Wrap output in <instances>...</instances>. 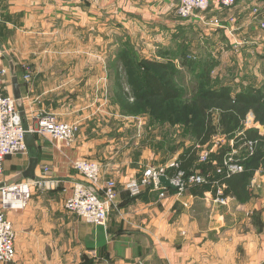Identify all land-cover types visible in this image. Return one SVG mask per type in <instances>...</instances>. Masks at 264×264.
<instances>
[{
	"label": "crops",
	"instance_id": "crops-1",
	"mask_svg": "<svg viewBox=\"0 0 264 264\" xmlns=\"http://www.w3.org/2000/svg\"><path fill=\"white\" fill-rule=\"evenodd\" d=\"M178 3L0 0L4 90L13 96L12 66L23 126L32 127L38 114H51L60 123L78 125L70 143L28 134L26 150L3 160L5 183L42 179L44 167H50L52 176L60 181L52 191L40 192L33 187L24 210L6 212L16 235L15 257L7 264H264V168L248 174L245 185L249 201L223 196L222 186V196L227 200L218 204L216 181L225 170L215 158L210 161L208 156L206 162L200 161L207 145L199 146L189 175L203 177V184L189 185L181 194L162 186L167 192L165 199L151 189L133 198L126 183L147 168H158L157 154L143 151L139 144L120 150L122 135L112 138L107 130L99 131V119L91 116L97 108L105 115L109 105L102 102L94 108L89 103V96L92 102L96 92L97 78L102 85L98 92L107 90L109 95L114 89L118 93L114 73L109 71V56L91 51L97 38L111 32L110 20L104 17L119 11L142 22L165 21L176 15ZM167 22V27L176 26ZM236 29L239 31L238 26ZM101 65L102 72L96 71ZM104 78L112 79L113 84L105 88ZM182 153L177 154L175 162ZM80 159L98 162L102 181L112 180L116 185V202L104 226L87 224L64 208L73 185L84 180L70 165ZM175 173L169 170L167 178Z\"/></svg>",
	"mask_w": 264,
	"mask_h": 264
},
{
	"label": "rangeland",
	"instance_id": "rangeland-1",
	"mask_svg": "<svg viewBox=\"0 0 264 264\" xmlns=\"http://www.w3.org/2000/svg\"><path fill=\"white\" fill-rule=\"evenodd\" d=\"M220 2L211 0L208 9L196 10L187 18L177 14L178 3L175 16L150 23L119 11L104 17L110 20L111 32L105 38H97L91 51L94 55L109 56L111 75L119 55H126L143 88L142 96L145 72L161 74V70L148 63L169 64L177 73L173 85L178 98L148 99L150 106L146 109L136 102L124 79L126 95L122 97L114 89L109 95L105 89V96L98 92L102 85L96 79V92L92 102L89 96V103L94 108L102 102L109 105L105 115L97 108L92 119H99V131L107 130L112 138L122 135L120 150L142 145L143 151L157 154L158 168H167L179 152L195 145V128L203 119H209L215 132L202 153H207L210 161L219 155L225 159L234 151L249 172L254 165L264 168V0H235L230 7ZM214 8L218 11L212 12ZM166 22L176 26L167 27ZM171 28L174 30L169 31ZM96 71L102 72V65ZM103 72L106 76V69ZM112 81L104 78L105 88ZM238 95L249 96L250 104L235 102ZM237 109L243 110L244 118L235 127ZM244 130L253 133L252 152L239 137ZM247 185L241 190L239 202L249 201ZM258 227L259 224L256 231Z\"/></svg>",
	"mask_w": 264,
	"mask_h": 264
},
{
	"label": "built area",
	"instance_id": "built-area-1",
	"mask_svg": "<svg viewBox=\"0 0 264 264\" xmlns=\"http://www.w3.org/2000/svg\"><path fill=\"white\" fill-rule=\"evenodd\" d=\"M221 1V2H220ZM235 0H219L226 7L234 4ZM211 0H180L177 14L181 18H187L196 10L208 9ZM3 50L0 48V57ZM6 69L0 68V264L11 263L15 257V232L11 222L6 217V212H18L24 210L32 197V188L36 187L40 192L52 191L59 186L60 181L52 176L50 167L43 168V178L27 182L5 183L2 180V163L8 156L21 153L26 150V135L49 136L53 139L70 143L78 132L76 123H60L54 115L38 114L34 117V125L25 128L22 124L20 112L13 96L5 93L4 77ZM244 131L239 137L245 146L252 152L254 140H245ZM252 153H250L251 155ZM208 154L202 155L199 160L207 161ZM74 169L84 180L75 183L71 189L70 197L65 201L64 208L67 212L77 216L83 222L93 226H104L107 222L110 209L116 202V185L112 180L102 181L100 164L93 160L80 159L71 162ZM225 178L242 174L244 166L242 161L232 151L223 158ZM177 162L167 168H147L141 176L130 179L125 188L133 198L139 196L144 189L158 191V197L165 199L167 192L159 183V177L168 174L169 170H175V174L168 179L175 187L178 194L183 193L189 185H201L205 182L199 175L185 176L178 171ZM215 202L225 204L227 200L222 196V186L216 184Z\"/></svg>",
	"mask_w": 264,
	"mask_h": 264
},
{
	"label": "trees",
	"instance_id": "trees-1",
	"mask_svg": "<svg viewBox=\"0 0 264 264\" xmlns=\"http://www.w3.org/2000/svg\"><path fill=\"white\" fill-rule=\"evenodd\" d=\"M148 63V62H147ZM153 67L161 70V74L159 76L152 74L150 72H145L144 80H145V90L143 91V95L141 96L142 87L139 83L138 77L135 75L133 70L132 62L126 55H119L115 68H114V83L115 87L118 89L119 95H126L123 93V79L126 81L128 86L134 92V98L136 102L142 103L143 106L148 108L150 106L149 102H146L148 99L159 98L161 101H169L178 98V93L174 90L173 79L176 77L177 73L175 69L169 64H162L157 62H150ZM147 99H143V98ZM249 96H236L235 102H240L243 104H250L247 100ZM249 99V98H248ZM138 100V101H137ZM201 110V115L204 113ZM236 116L233 118V125L235 127L239 126L241 120L244 118V112L242 109L236 110ZM173 123V122H172ZM215 126L211 123L209 119H203L200 121L195 128L196 134V143L190 148H187L183 151V153L178 158V171L182 172L186 177L189 176L191 171L195 166V161L197 160V148L199 146L207 145L215 132ZM245 140L253 139L252 131H246L244 133ZM252 136V137H251ZM254 140V139H253ZM244 140H242L243 142ZM216 161L219 163H223V157L221 155L215 157ZM243 164V163H242ZM244 166V164H243ZM258 169L257 165H254L253 170ZM248 174H250L249 170H246L244 166V172L238 175H232L230 178L220 177L216 184L218 186H225L223 196H231L237 199L238 201L242 200V189L245 183L248 181Z\"/></svg>",
	"mask_w": 264,
	"mask_h": 264
},
{
	"label": "water",
	"instance_id": "water-1",
	"mask_svg": "<svg viewBox=\"0 0 264 264\" xmlns=\"http://www.w3.org/2000/svg\"><path fill=\"white\" fill-rule=\"evenodd\" d=\"M11 72L13 75L12 77L13 97L16 100V103L19 104L20 102L19 87L17 83V78L14 76V70L12 66H11ZM20 116H22V114H20ZM159 183L166 189L176 190V187L167 179L165 174L159 177Z\"/></svg>",
	"mask_w": 264,
	"mask_h": 264
}]
</instances>
